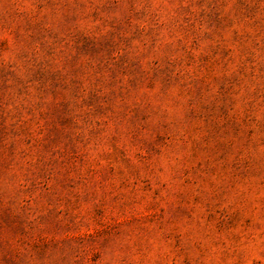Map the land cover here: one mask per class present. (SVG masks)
Segmentation results:
<instances>
[{
    "label": "rangeland",
    "instance_id": "1",
    "mask_svg": "<svg viewBox=\"0 0 264 264\" xmlns=\"http://www.w3.org/2000/svg\"><path fill=\"white\" fill-rule=\"evenodd\" d=\"M0 264H264V0H0Z\"/></svg>",
    "mask_w": 264,
    "mask_h": 264
}]
</instances>
